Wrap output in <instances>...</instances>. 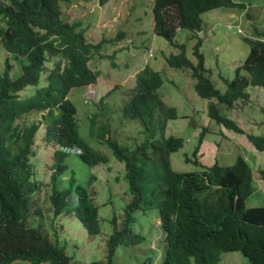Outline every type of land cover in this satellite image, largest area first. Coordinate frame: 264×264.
I'll return each mask as SVG.
<instances>
[{"label": "trees", "instance_id": "trees-1", "mask_svg": "<svg viewBox=\"0 0 264 264\" xmlns=\"http://www.w3.org/2000/svg\"><path fill=\"white\" fill-rule=\"evenodd\" d=\"M69 1L0 0V54L4 56L0 71V264H87L74 261L60 241L56 224L62 215L73 214L88 235L100 232L90 182H79L74 172L66 178L65 158L75 153L90 166L107 163L108 158L79 135L76 108L68 95L72 89L96 84L100 71L91 65L95 53H100L104 43L123 38L124 32L115 39L90 42L80 19L62 17L61 5ZM256 1L153 0L152 5L153 31L178 49L164 56L165 63L189 70L195 92L209 100L208 118L238 133H245L242 126L221 106L229 110L235 102H245L248 87L264 90V31L242 37L249 50L234 68V76L224 80V91L206 74L197 32L202 29V14L216 8L248 11ZM179 28L188 29L191 39L197 38L192 47L194 61L186 55V44L175 40ZM15 65L18 71L12 77ZM134 78L122 115L143 125L139 143L122 145L110 136L109 123L99 124L100 130L95 131L96 116L90 119L89 135L105 143L123 163L130 196L123 222L118 226L116 217L111 220L113 231L105 240V260L90 264H114L119 245L134 246L144 240L131 226L133 213L150 208L158 211L165 242L161 264H220L222 254L233 251L247 264H264V204H249L262 200L263 194L256 189L247 159L238 154L231 165H201L195 172L173 170L170 154L183 140L164 133L176 111L158 93L162 85L158 71L145 64ZM28 86L34 88L31 93L26 91ZM259 111L264 123V105ZM32 112H40L41 119L18 123L21 116ZM41 127L43 141L53 148L46 204L37 196L42 184L33 170L34 144ZM245 135L256 150H264L263 135ZM200 144L201 139L193 150L195 157ZM195 162L199 163L197 158ZM258 173L264 181V169ZM139 264H153V256L147 255Z\"/></svg>", "mask_w": 264, "mask_h": 264}, {"label": "rangeland", "instance_id": "rangeland-1", "mask_svg": "<svg viewBox=\"0 0 264 264\" xmlns=\"http://www.w3.org/2000/svg\"><path fill=\"white\" fill-rule=\"evenodd\" d=\"M152 5L153 0H109L104 5L99 4L98 0H71L61 5L62 17L68 20L80 19L92 43L103 38L115 39L119 32H124L123 38L113 43H104L100 53H95L91 65L100 71L97 84L88 87L86 93L84 88H75L68 95L76 108L79 135L108 158L107 163L92 166L82 163L75 153L65 158L69 166L66 178L74 172L79 182L86 185L90 182L88 188L97 207L100 227V232L88 235L73 214L62 215L57 219L59 239L66 244V252L74 257V261L90 264L92 261L105 260V240L113 231L111 220L116 217L118 226L123 222L124 206L130 197L123 163L113 156L105 143L89 135L90 119L93 114L100 112L96 118L95 131L105 121L109 123L110 136L120 144L133 147L139 143L143 137V125L138 119L124 118L122 108L135 84V73L145 64L159 72L162 85L158 93L176 111V117L167 121L164 133L165 136L175 135L183 140L182 146L170 154L173 170L195 172L202 169L201 165H231L236 156L241 154L252 168L256 189L263 194L262 200H254L249 204H264V181L258 173L260 168L264 169V150H256L245 135L249 132L264 136V123L259 111L264 105V90L248 87L249 98L245 102L239 100L229 110L221 106L230 118L242 126L245 133L234 132L210 120L207 116L209 100L195 92L190 71L171 68L165 63L164 56L176 53L178 49L153 31ZM248 11L250 16H247ZM248 11L216 8L202 14V29L197 32L201 38L200 49L204 54L205 68L209 71L206 74L220 91L225 90L224 80L234 76V68L243 62L248 53L249 46L242 37L256 35L255 30L264 31V0H257ZM190 37L188 29L179 28L175 40L186 44V55L194 61L192 47L197 38ZM3 67L4 56L0 54V71ZM12 71L16 73L18 65ZM44 76L43 73L42 83ZM33 90L31 86L26 88L29 93ZM85 94L92 99L93 105L84 103ZM101 97L103 100L100 106ZM40 119V112H32L21 116L18 123ZM42 132L43 127L35 139L33 170L42 184L37 196L41 203L46 204V192L51 186L52 170L49 164L53 148L43 141ZM200 139L201 144L195 157L193 150ZM195 158L199 163L195 162ZM133 215L131 226L134 232L143 235L144 240L134 246L119 245L115 251L114 264H139L147 255L153 256V264H161L165 243L157 209H138ZM220 264L247 262L239 252L233 251L223 253Z\"/></svg>", "mask_w": 264, "mask_h": 264}, {"label": "clouds", "instance_id": "clouds-1", "mask_svg": "<svg viewBox=\"0 0 264 264\" xmlns=\"http://www.w3.org/2000/svg\"><path fill=\"white\" fill-rule=\"evenodd\" d=\"M71 1V0H70ZM69 1V2H70ZM84 1H86V0H84ZM64 3H66V2H64ZM63 3V4H64ZM104 5V4H103ZM72 20H74V19H72ZM69 21H71V20H69ZM112 38V37H111ZM101 51V50H100ZM99 73V72H98ZM136 74V73H135ZM11 75H12V77H14V75H13V72H11ZM98 76H99V74H98ZM97 76V77H98ZM97 79V78H96ZM96 84H97V82H96ZM96 84H92V85H88V86H86V87H82V88H84V90H85V92L84 93H86V89L88 88V87H93V86H95ZM21 95H24V92H23V94H21ZM87 96H88V101L86 100V98H87ZM84 103L85 104H89V103H91V105H93V101H92V99L91 98H89V95L88 94H85L84 95ZM100 111H101V109H100ZM100 113V112H99ZM99 113H95V114H93V116H96V118H98L99 117ZM97 121V120H96ZM105 123H107V122H105V121H103V122H101L100 124L102 125H104ZM100 130V127H98L97 128V131H99ZM72 151H80L79 149H74V148H72L71 149ZM159 226H160V219H159ZM161 233H162V230H161ZM164 242V241H163ZM165 243V242H164ZM164 251V250H163Z\"/></svg>", "mask_w": 264, "mask_h": 264}]
</instances>
